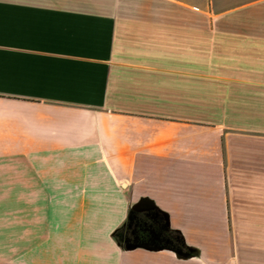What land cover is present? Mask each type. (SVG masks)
<instances>
[{"label": "crops", "instance_id": "obj_1", "mask_svg": "<svg viewBox=\"0 0 264 264\" xmlns=\"http://www.w3.org/2000/svg\"><path fill=\"white\" fill-rule=\"evenodd\" d=\"M0 264H264V0H0Z\"/></svg>", "mask_w": 264, "mask_h": 264}, {"label": "trees", "instance_id": "obj_2", "mask_svg": "<svg viewBox=\"0 0 264 264\" xmlns=\"http://www.w3.org/2000/svg\"><path fill=\"white\" fill-rule=\"evenodd\" d=\"M118 234H119V230L115 231L113 235L117 236ZM178 241H179V245L178 246H180V247L176 248V251L181 256H191L193 254V250L184 243L183 239L180 236H179Z\"/></svg>", "mask_w": 264, "mask_h": 264}, {"label": "rangeland", "instance_id": "obj_3", "mask_svg": "<svg viewBox=\"0 0 264 264\" xmlns=\"http://www.w3.org/2000/svg\"><path fill=\"white\" fill-rule=\"evenodd\" d=\"M49 194H51V193H49Z\"/></svg>", "mask_w": 264, "mask_h": 264}]
</instances>
